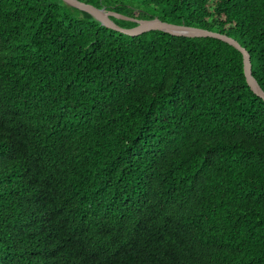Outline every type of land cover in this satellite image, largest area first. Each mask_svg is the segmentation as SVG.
I'll use <instances>...</instances> for the list:
<instances>
[{
    "label": "trees",
    "instance_id": "16d2710c",
    "mask_svg": "<svg viewBox=\"0 0 264 264\" xmlns=\"http://www.w3.org/2000/svg\"><path fill=\"white\" fill-rule=\"evenodd\" d=\"M78 1L228 36L264 92V0ZM0 264H264V101L242 54L0 0Z\"/></svg>",
    "mask_w": 264,
    "mask_h": 264
},
{
    "label": "water",
    "instance_id": "95a60500",
    "mask_svg": "<svg viewBox=\"0 0 264 264\" xmlns=\"http://www.w3.org/2000/svg\"><path fill=\"white\" fill-rule=\"evenodd\" d=\"M62 1L68 6H71L80 11L88 13L95 20H97L101 24V26H104L108 29L117 31L121 34L130 37L139 36L150 31H161L174 36H182V37H190V38L208 37V38L219 39L223 42H226L229 45L233 46L242 54L243 71L246 78V82L250 87V89L253 91V93L264 101V92L252 75V66L248 52L244 48H242L234 39L228 36L205 29L162 22L158 19L140 20V21H136L137 25L132 28H122L116 25L110 19V17H116V18H123V17L115 13L107 12L105 8H96L90 4H86L78 0H62Z\"/></svg>",
    "mask_w": 264,
    "mask_h": 264
}]
</instances>
